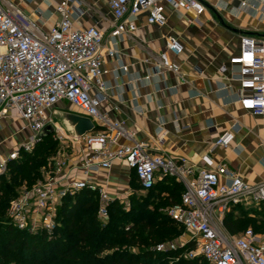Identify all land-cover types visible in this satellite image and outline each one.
Listing matches in <instances>:
<instances>
[{"label": "built area", "instance_id": "built-area-1", "mask_svg": "<svg viewBox=\"0 0 264 264\" xmlns=\"http://www.w3.org/2000/svg\"><path fill=\"white\" fill-rule=\"evenodd\" d=\"M241 5H246L242 1ZM111 13L109 37L128 36L136 28V19L145 13L149 25L165 23V7L175 11H189L195 22L206 6L202 0H108ZM57 21L45 30L42 24L27 15L12 0H0V120L16 116L23 122L22 130L30 134L6 156L0 157V174L7 164L21 152H30L41 140L40 133L47 126L53 128L52 137L62 146L86 149L76 167L82 177L69 176L66 153L58 152L51 160L50 170L32 186H22L9 201L7 214L13 225L30 234L39 231L49 237L56 227V211L62 198L88 189L98 195L97 216L105 219L111 202L118 200L129 206L128 200L112 196L104 182L92 179L90 173L109 170L116 160L123 161L134 172L143 191L162 178H173L182 186L180 201L166 209L167 215L183 226L187 237L155 245L157 252L176 251L188 241L195 247L188 249L185 258L202 256L208 264H264V237L246 228L237 234L224 227L225 215L233 206L259 207L264 204V180L249 184L225 164L213 170L193 171L185 158L152 153L147 142L117 144V136L130 137L100 105L107 98L103 80L105 57L117 58V50L108 48L103 54L104 33L95 25L77 28L72 13L82 15L81 0H59L55 6ZM240 52L232 59L236 69L230 79L239 89L236 100L252 115L262 120L264 132V40L243 35ZM183 47L177 37L169 35L164 48L158 52L156 70L179 67L169 53L177 56ZM127 70L126 66H120ZM220 66V72L225 71ZM178 81L184 83L182 76ZM66 102L80 115L89 117L96 130L74 137L54 118L56 107ZM228 133L217 140L227 145ZM264 144V137L261 139ZM264 166V160L261 162ZM220 176L224 180L220 181Z\"/></svg>", "mask_w": 264, "mask_h": 264}, {"label": "crops", "instance_id": "crops-1", "mask_svg": "<svg viewBox=\"0 0 264 264\" xmlns=\"http://www.w3.org/2000/svg\"><path fill=\"white\" fill-rule=\"evenodd\" d=\"M12 1L45 30L58 19L55 6L59 0ZM202 1L206 10L195 22L188 21L194 18L192 12L166 6L163 25L147 24L145 13H140L136 30L116 39L108 35V0H81L84 13H72L71 21L77 28L95 25L103 31V54L108 48L117 50V58L105 57L107 98L100 105V111L130 136H117V144L147 142L152 153L185 158L194 172L225 164L245 182L259 183L264 180L262 120L236 100L239 84L230 77L236 69L232 59L240 52L241 36L264 40V0ZM169 35L177 37L183 47L177 56L168 54L178 65V74L167 69L158 72L155 67ZM222 65L224 72L219 70ZM178 76L185 82L180 83ZM71 107L60 102L55 111L77 113ZM22 126L14 115L0 120V157L27 140L30 132ZM226 133L230 135L228 144L218 145L217 140ZM11 140L10 149L4 148ZM70 149L66 170L69 176L82 177L76 167L87 151L79 146ZM130 171L116 160L109 170L90 175L106 183L109 193L122 200L130 194Z\"/></svg>", "mask_w": 264, "mask_h": 264}, {"label": "trees", "instance_id": "trees-1", "mask_svg": "<svg viewBox=\"0 0 264 264\" xmlns=\"http://www.w3.org/2000/svg\"><path fill=\"white\" fill-rule=\"evenodd\" d=\"M58 145L52 134L45 136L30 152H21L9 161L6 172L0 174V264H208L202 256L184 257L195 247L194 241L176 251L154 249L184 229L162 211L178 203L182 192L180 183L169 177L158 180L143 195L130 194L127 211L118 200L111 202L106 224L98 220L97 193L83 189L62 198L56 211L57 227L50 237L43 231L30 234L15 227L7 214L9 201L18 195L23 183L31 186L41 178V169L50 170V157ZM263 222L264 204L236 205L225 215L223 224L231 234L243 231L248 224L254 232L260 228L264 234Z\"/></svg>", "mask_w": 264, "mask_h": 264}, {"label": "water", "instance_id": "water-1", "mask_svg": "<svg viewBox=\"0 0 264 264\" xmlns=\"http://www.w3.org/2000/svg\"><path fill=\"white\" fill-rule=\"evenodd\" d=\"M56 116L62 121L63 125L69 130L74 137H81L88 132L96 130L92 120L89 117L80 115L74 112H58ZM53 133L51 125H47L42 132L40 137L43 138Z\"/></svg>", "mask_w": 264, "mask_h": 264}, {"label": "rangeland", "instance_id": "rangeland-1", "mask_svg": "<svg viewBox=\"0 0 264 264\" xmlns=\"http://www.w3.org/2000/svg\"><path fill=\"white\" fill-rule=\"evenodd\" d=\"M70 110H73V111H76V108L75 107H71L70 108ZM54 118L56 119V120H58V121H60L61 123H62V121L56 116V115H54ZM16 128H18V126H16V125H14ZM10 140V139H9ZM12 142V140L11 141H8L7 143H6V145L4 146V148H6V149H10V143ZM71 147L70 146H62L61 144H59L58 146H57V149H56V152L50 157V160H52V158H54L56 155H57V153L58 152H60V153H70L71 152V149H70ZM42 171H41V178H39V179H37L33 184H35V183H37L38 182V180H40V179H42L43 178V176H44V173L46 172V171H48V169H41ZM32 184V185H33ZM31 185V186H32ZM129 185H130V188H131V190H130V194H132V195H136V196H140V195H143V194H145L146 193V191H143V190H140L139 188H138V186H137V184L134 182V178H133V175H132V172L130 171V175H129ZM22 186H25V184L23 183L22 185H21V188H22ZM30 187V186H29ZM20 188V189H21ZM129 194V195H130ZM160 194H155V196L156 197H158ZM130 198H129V196L127 195V196H125L124 198H123V200H128L129 201V206L127 207V208H123L125 211H127V210H129V208H130V202H131V200H129ZM152 200H156V198H154V199H152ZM123 205V204H122ZM123 207H124V205H123ZM167 208V207H166ZM166 208H164V209H162V211L163 212H166ZM97 210H98V208H97ZM248 214V216H250V213L248 212L247 213ZM251 217V216H250ZM98 220L102 223V224H106L107 223V221H108V217L107 218H105V219H100L99 217H98ZM128 220V219H127ZM262 224H264V222L262 223ZM248 227H252L253 229H255L252 225H250V224H248L247 226H246V228H248ZM260 229V228H259ZM259 229H256V231H257V233H259L260 235H262L263 237H264V234L262 233V231L261 230H259ZM185 235H187V232H185V230L184 229H182L181 230V232H180V234H178L176 237H174V238H167V239H165V241H173V240H176L177 238H179L180 236H184V237H187V236H185Z\"/></svg>", "mask_w": 264, "mask_h": 264}]
</instances>
